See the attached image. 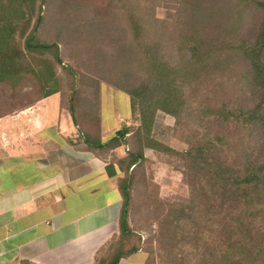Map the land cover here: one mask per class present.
Segmentation results:
<instances>
[{"label":"trees","instance_id":"16d2710c","mask_svg":"<svg viewBox=\"0 0 264 264\" xmlns=\"http://www.w3.org/2000/svg\"><path fill=\"white\" fill-rule=\"evenodd\" d=\"M128 1L131 33L123 30L118 38L110 33V40L115 42L110 44L112 59H100L91 66L98 67V74L110 78L116 89L130 96L133 108L139 109L140 127L132 134L127 135V129L117 130L103 142L94 107L86 127L77 116V104L71 100L65 106L58 65L73 83L83 74L63 62L61 43L37 38L36 26L41 21L45 0H0V86L20 92L26 76L24 70L30 69L29 61L42 86L32 92L34 97L28 105L59 93L61 105L78 127L86 150L103 153L121 145L127 147L125 157L107 165L110 175L116 173V168L124 172L119 180L123 202L118 234L113 237L115 246L111 250L106 248L108 255L96 256L97 263L117 264L124 255L143 248L138 241L129 252H119L122 238L140 237L129 224L131 190L143 160L142 131L149 134L153 114L161 110L191 129L185 137L188 147L181 153L190 207L188 203L173 204V211L179 216L173 219L174 223L162 221L166 232L167 224L174 225L170 233L173 245L188 252L184 240L190 242L189 235L199 242L201 233H215L219 227V242L199 251L200 257L195 255L198 264H264V16L255 28L253 40L248 36L252 30L249 25L245 31L248 10L264 13V0H236L233 6L229 5L232 0H181L184 23L191 33L185 30L184 36H179V54L170 61L160 54L158 47L142 43L151 39L153 32L157 42L150 44H160L159 35L160 39L163 36L158 28L161 24L164 28L165 21L161 23L150 15L153 0ZM31 21L34 22L24 34L22 45L15 44L14 25ZM233 34L239 35L238 43L226 44V37L236 41L231 39ZM85 65L83 62L82 66ZM155 150L174 152L160 143H155ZM201 182L205 184L202 186ZM203 203L205 208L201 210L199 205ZM185 219L189 220L188 230L182 229ZM197 241L191 246L194 251L200 248ZM184 256L181 264L192 263Z\"/></svg>","mask_w":264,"mask_h":264},{"label":"rangeland","instance_id":"374dc122","mask_svg":"<svg viewBox=\"0 0 264 264\" xmlns=\"http://www.w3.org/2000/svg\"><path fill=\"white\" fill-rule=\"evenodd\" d=\"M152 2L154 7L150 15L158 18L161 23L165 21L164 28H161L162 24L159 25V30L156 28L157 26L152 27L162 32L161 39L159 35L160 44H150L157 42V35L155 37L154 32L149 40L142 41L141 35L138 39L143 44L149 42L151 47H158L160 54L170 61L177 58L179 54L178 48L182 42L179 36H184L185 30L191 33V29L188 30L184 23L186 18L180 8L181 0L173 2L153 0ZM234 2L236 0H232L229 5L233 6ZM128 3V0H45L41 21L36 26L37 38L43 42L58 41L61 43L59 45L63 62L66 65L71 64L72 68L80 71L79 74H83L82 78L73 83L68 80L58 65L64 91L62 100L65 102V106L67 103L69 105L71 100L77 104V106L75 105L78 110L77 116L86 127L88 126L85 122L90 123L91 121L89 113H91L92 107L98 111L99 121L104 118V115H110L108 121L115 122L116 126L113 135L117 130L127 129L128 135L138 129L140 127L139 109L133 108L131 98L127 93L116 89L110 83V78L104 79L102 75L98 74L100 73L99 68L91 65L100 59L106 60V62L112 59L110 50L113 46L110 44H115V42L110 40V33L114 38H118L122 36L119 34L123 30L130 32L127 19ZM133 12L140 15L136 10ZM247 16L245 31L249 25L248 27L252 30L249 31L248 36L250 40H253L255 28L261 22L264 13L248 10ZM34 21L29 24L19 22L14 25L15 44L22 45L23 36ZM233 35L234 37L231 39L235 38L236 41L228 40L226 37V44L238 43L239 35ZM127 39H130L129 35H127ZM27 62L30 69L24 70L26 76L20 92L14 93L7 87L0 86V120H13L18 113L25 112L36 103L28 105L29 102L32 103L31 100L34 97L32 92L41 87L42 82L38 79L29 61ZM83 62L86 64L85 66H82ZM141 73L142 71L139 72L140 75ZM93 75L102 80H97ZM108 76L110 77V75ZM47 103L49 107L52 105L50 99ZM20 119H26V117ZM190 130L189 127L176 123L174 116L157 110L153 114L149 134L142 131L143 160L132 185L129 224L140 234L139 239L136 237L131 239L132 243L138 245L140 242V247L146 250L149 260L156 264H181L183 254H185L184 259L192 260V263L188 264H198V257H200L198 252L208 250V246L219 242L217 241L220 238L218 227L215 233H201L199 242L194 239V235H189L190 242L189 239L184 240L187 241L185 247L188 248V252H182L173 245L174 238L170 233L174 229V225L167 224L168 232L163 230L162 221L164 219L172 221L179 216V213L173 211V204H187L190 201V189L184 178L186 165L181 156V153L188 147L185 137L189 136ZM155 143H160L166 148L170 147L174 149V152L158 153L155 150ZM200 184L203 186L205 182ZM206 188L208 189L207 186ZM187 206L190 207V203ZM199 207L201 210L204 209L205 203ZM174 222L175 220L172 223ZM188 228L189 220L185 219L182 229L188 230ZM201 230H204L202 226ZM196 241L200 248L198 250L195 248L194 251L191 246H194ZM115 243V238H111L107 248L111 250Z\"/></svg>","mask_w":264,"mask_h":264},{"label":"crops","instance_id":"0c3cea01","mask_svg":"<svg viewBox=\"0 0 264 264\" xmlns=\"http://www.w3.org/2000/svg\"><path fill=\"white\" fill-rule=\"evenodd\" d=\"M108 119L99 122L103 142L116 128ZM126 149L86 150L58 93L0 120V264H99L96 256L108 255L118 234L123 202L124 172L110 175L107 165ZM132 245L122 238L119 252ZM117 264L156 263L140 248Z\"/></svg>","mask_w":264,"mask_h":264}]
</instances>
